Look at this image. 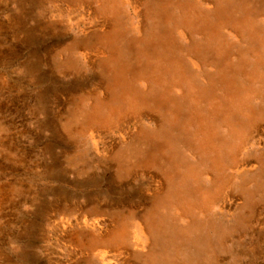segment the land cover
<instances>
[{"label": "rangeland", "instance_id": "1", "mask_svg": "<svg viewBox=\"0 0 264 264\" xmlns=\"http://www.w3.org/2000/svg\"><path fill=\"white\" fill-rule=\"evenodd\" d=\"M149 1L161 5L170 0ZM173 1L169 10L175 8V16L177 5L185 0ZM150 3H121L127 40L142 36L141 9ZM201 3V10L211 12L212 3ZM98 4L96 0H0V264H103L114 257L118 264H146L129 257L126 246L91 242L85 234L75 233L79 224L96 217L110 228L118 213L141 222L153 189L163 186L160 176L149 172L155 167L135 175L117 174L119 150L134 143L131 139L140 124L136 114L113 124L81 123L95 100L107 93V73L98 49L108 27ZM246 5L249 25L262 30L264 0H249ZM237 10L228 13L235 16ZM152 12L147 18L150 29L165 43L174 22L163 23ZM206 33L194 32L191 37L183 32L179 38L172 32L171 49L173 45L174 50L186 51ZM223 34L228 43L224 54L236 62L242 49L240 36L227 25ZM162 47L165 53L170 51ZM211 49L207 52H215ZM189 57L185 58L194 73L193 84H206L216 68L211 61L218 63L217 59L209 57L212 60L205 62L199 56V62L191 63ZM262 71L258 92L249 102L256 115L242 121L248 124L245 128L237 127L240 138L226 171L225 192L213 203L226 233L219 255L214 254L209 264H264V177L247 176L243 181L239 177L240 165L257 166L264 159V67ZM126 78L132 81L134 74ZM133 84L142 89L148 83ZM150 116L146 121L154 126L157 114L152 110ZM240 139L245 141L240 144ZM200 186L209 193L216 189L207 175ZM241 215L243 222L237 218ZM188 221L184 217L175 223ZM186 258L183 252L176 264H191Z\"/></svg>", "mask_w": 264, "mask_h": 264}, {"label": "bare ground", "instance_id": "2", "mask_svg": "<svg viewBox=\"0 0 264 264\" xmlns=\"http://www.w3.org/2000/svg\"><path fill=\"white\" fill-rule=\"evenodd\" d=\"M96 1L98 11L104 15V25L108 27L100 36L99 47L102 48L98 49V56L103 55L100 65L107 73V93L104 98L95 100L81 123L83 126L113 124L131 113L136 114L140 124L131 139L134 143L116 151L117 174L128 171L135 175L140 170L147 172V168L155 167L156 171L149 172L160 176L163 186L153 189L141 222L118 213L110 228H105V220L101 222L102 219L96 217L79 224L76 228L80 229L75 233L85 234L91 242L126 246L131 252L129 257L146 264H176L183 252L188 254L186 259L191 264H209L214 254L219 255L226 233L217 219L221 216L219 211H213V203L215 197L220 200L225 192L226 171L240 138L237 127L245 128L248 124L242 121L253 120V113L256 115L249 109V102L257 94V82L263 76L264 28L259 31L249 25V15L244 13L249 0H240L238 4L234 0H207L213 4L208 7L211 12L201 10L200 5L204 6L201 0H185L177 3L175 16H172L175 8L169 10L171 2L175 1L158 5L148 0L150 4L141 9L145 23L140 26L143 34L137 41H129L122 22L125 10L121 4L129 0ZM238 7L235 16L228 13ZM163 10L166 14L160 13ZM152 11L159 21L174 22L173 29L164 38L165 43L154 28L150 29L152 24L147 18L152 16ZM224 25L240 36L242 49L236 62L223 51L228 44L226 33L223 34ZM155 28L160 29V26ZM182 31L191 37L194 32L207 33L205 38L188 44L186 51L174 50L173 45L171 49L173 36L183 38ZM162 46L172 54L162 51ZM210 48L215 52H207ZM245 54L249 55L247 59ZM190 55L191 63L194 59L198 62L201 58L205 62L212 60L209 57L217 59L218 63L211 61L216 68L206 84H193L194 73L187 68L186 59ZM127 74H134L132 81L126 78ZM138 80L148 83L142 84L143 90L133 84ZM152 110L157 114L154 126L146 121L151 118ZM242 140L240 144L245 141ZM263 160L259 159L257 166L240 165L242 181L247 176L262 179ZM204 175L216 186L210 193L200 186ZM184 217L189 220L188 224L182 222L177 226L175 221ZM237 218L242 221L244 216ZM114 258L103 264H118L117 257Z\"/></svg>", "mask_w": 264, "mask_h": 264}]
</instances>
